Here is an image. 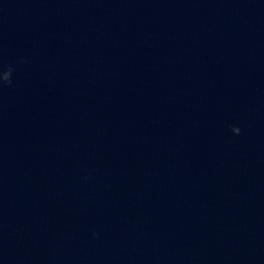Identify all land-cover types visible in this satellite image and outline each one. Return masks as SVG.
Returning <instances> with one entry per match:
<instances>
[{
	"label": "water",
	"instance_id": "1",
	"mask_svg": "<svg viewBox=\"0 0 264 264\" xmlns=\"http://www.w3.org/2000/svg\"><path fill=\"white\" fill-rule=\"evenodd\" d=\"M0 264H264V0H0Z\"/></svg>",
	"mask_w": 264,
	"mask_h": 264
}]
</instances>
